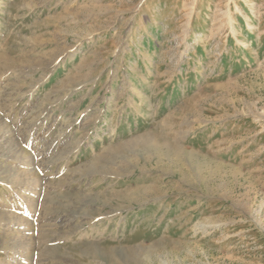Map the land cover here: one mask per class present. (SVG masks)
<instances>
[{
  "label": "rangeland",
  "instance_id": "obj_1",
  "mask_svg": "<svg viewBox=\"0 0 264 264\" xmlns=\"http://www.w3.org/2000/svg\"><path fill=\"white\" fill-rule=\"evenodd\" d=\"M7 263L264 264V0H0Z\"/></svg>",
  "mask_w": 264,
  "mask_h": 264
},
{
  "label": "bare ground",
  "instance_id": "obj_2",
  "mask_svg": "<svg viewBox=\"0 0 264 264\" xmlns=\"http://www.w3.org/2000/svg\"><path fill=\"white\" fill-rule=\"evenodd\" d=\"M29 128H30V127H29ZM14 245H15V244H14ZM13 248H14V247H13ZM13 251H14V250H13ZM23 251H24V250H23ZM13 254H14V253H13ZM13 254H12V255H13ZM10 255H11V254H10ZM9 259H10V257H9ZM23 259H24V258H23ZM6 260H8V259H6ZM10 260H11V259H10ZM15 261H16V260H15ZM7 264H8V263H7Z\"/></svg>",
  "mask_w": 264,
  "mask_h": 264
}]
</instances>
